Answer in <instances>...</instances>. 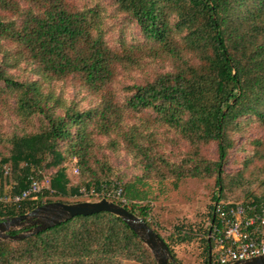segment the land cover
Returning a JSON list of instances; mask_svg holds the SVG:
<instances>
[{"label":"trees","instance_id":"16d2710c","mask_svg":"<svg viewBox=\"0 0 264 264\" xmlns=\"http://www.w3.org/2000/svg\"><path fill=\"white\" fill-rule=\"evenodd\" d=\"M133 26L140 37L129 41ZM81 93L92 100L87 107ZM250 123L264 131V0H0V170L14 176L12 195L54 171L48 190L0 203V221L117 185L131 202L127 210L177 260L175 249L196 234L183 226L166 238L157 233L151 201L134 187L156 181L161 196L167 182L175 189L186 179H215L219 195L197 235L204 264L209 246L215 264L216 207L264 209V194L223 200L233 136ZM180 141L188 150L177 161L165 151ZM253 143L264 159V142ZM210 145L214 159L202 155ZM107 151L130 157L139 176L118 173ZM72 161L76 183L66 173ZM32 229L0 239V264H157L141 237L107 212Z\"/></svg>","mask_w":264,"mask_h":264},{"label":"rangeland","instance_id":"374dc122","mask_svg":"<svg viewBox=\"0 0 264 264\" xmlns=\"http://www.w3.org/2000/svg\"><path fill=\"white\" fill-rule=\"evenodd\" d=\"M69 1L81 5L86 0ZM103 1L105 3L109 2V0ZM126 36L129 41L140 37L137 26L129 28ZM74 94L75 89L73 87L66 89L67 97L73 98ZM77 100H81L82 107H87L92 102L90 97L85 96L84 93H81ZM2 126L3 128L1 130H9V125L6 121L2 123ZM166 134V137L172 136V134ZM233 139L235 145L229 153L228 162L224 166L225 179L228 181L229 189L225 188L223 193L225 198L223 200L242 202L246 200L245 194L252 193L257 196L264 194V159L259 158L261 152L257 150V147L253 143L255 141L264 142V131L257 124L250 123L241 132L236 133ZM167 149L165 154L168 155V151L172 150L174 160L180 161L188 150V146L185 141H180L179 145L168 146ZM180 151H182V154ZM106 153L113 167L118 170V173H124L126 175L140 174V170L131 169L135 162L130 157L123 155V152L119 155L112 154L110 151ZM202 155L208 159L216 158L215 146L210 145L204 148ZM73 164L74 162L72 161V163L66 165V173L71 183H76L77 176L72 173ZM53 172L43 174L41 180H45L43 182L46 185H50L49 179ZM15 183L12 173L7 177L0 178V196L10 197ZM164 185L167 190L161 196L158 194L159 188L156 181H145L144 185H135L134 189L137 195L139 194L141 201H143V197L147 201H151L149 203L151 205L149 221L161 236L166 238L179 226H183L186 230L190 229L192 234H196L193 237V241L185 243L175 249L177 260H175L174 264H204L206 258L204 245L197 235L203 234L207 228L210 207L214 202L213 197L219 195V188L216 186L215 179H186L182 184H179L180 186H177V188L181 187L178 189H173V186L169 182ZM72 200L74 203L97 202L95 198L86 197L73 198ZM53 220H55V216L52 213H41L37 218H29V220L21 225L12 226L11 224H2L0 226V239L7 235L8 232L27 228H33L32 230H34L37 226L51 223ZM2 227L5 228V231H2ZM161 255V250L157 248V258H160ZM126 264L138 263L130 261L126 262Z\"/></svg>","mask_w":264,"mask_h":264},{"label":"built area","instance_id":"2783aa9c","mask_svg":"<svg viewBox=\"0 0 264 264\" xmlns=\"http://www.w3.org/2000/svg\"><path fill=\"white\" fill-rule=\"evenodd\" d=\"M9 175L8 169L0 174ZM72 173H79L74 162ZM45 181V180H43ZM42 180L31 179L27 188L10 197L0 196V203L18 204L34 198L42 190H48ZM46 186V187H45ZM82 197L114 200L120 207L127 209L131 202L125 197L120 186L114 185L101 191H82ZM109 201V200H108ZM217 224L213 227L211 239L214 242L213 253L216 264H244L252 259L264 256V209L254 210L241 204L228 207H216Z\"/></svg>","mask_w":264,"mask_h":264},{"label":"water","instance_id":"95a60500","mask_svg":"<svg viewBox=\"0 0 264 264\" xmlns=\"http://www.w3.org/2000/svg\"><path fill=\"white\" fill-rule=\"evenodd\" d=\"M101 212L113 214L125 221L127 225L144 241L145 245L154 255L157 264L175 263V259L169 252L165 242L155 232H153L142 219L133 215L129 210L120 207L119 205L106 199H101L97 202H79L73 204H63L59 202L47 203L41 207L36 208L29 214L0 221V226L2 224H11L12 226L21 225L29 220V218H37L41 213H52V215L55 216V220L51 221V223H45L41 226H37L34 230L30 231L31 233L45 230L46 228L57 225L62 221L74 218L76 216H91ZM1 229L2 231H5V228L2 227ZM23 236L24 235H20L14 238H22ZM6 238L7 236L5 235L3 239ZM157 248H159L162 253L160 258H157L156 256ZM211 251V247L209 246L208 264H211ZM244 264H264V256L252 259L251 261H248Z\"/></svg>","mask_w":264,"mask_h":264}]
</instances>
